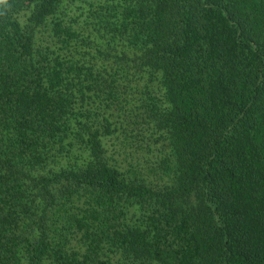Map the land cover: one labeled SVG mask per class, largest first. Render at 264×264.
<instances>
[{
    "label": "trees",
    "instance_id": "1",
    "mask_svg": "<svg viewBox=\"0 0 264 264\" xmlns=\"http://www.w3.org/2000/svg\"><path fill=\"white\" fill-rule=\"evenodd\" d=\"M0 264H264V0H0Z\"/></svg>",
    "mask_w": 264,
    "mask_h": 264
}]
</instances>
